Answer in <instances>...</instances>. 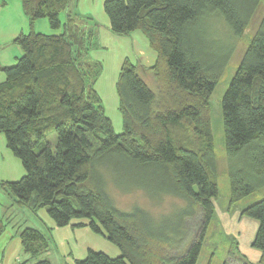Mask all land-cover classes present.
I'll list each match as a JSON object with an SVG mask.
<instances>
[{"label": "trees", "instance_id": "16d2710c", "mask_svg": "<svg viewBox=\"0 0 264 264\" xmlns=\"http://www.w3.org/2000/svg\"><path fill=\"white\" fill-rule=\"evenodd\" d=\"M19 1L30 31L13 39L22 54L1 68L0 83V133L25 170L17 181H0L12 204L44 208L51 229L86 226L119 249L117 257L88 249L76 264H196L207 240L212 256L225 248L221 264H254L238 251L234 235L218 224L213 231L219 169L209 100L262 0H105L111 32L139 31L156 54L145 68L155 90L128 59L121 65L115 83L119 133L95 88L103 71L91 57L98 25L73 12L74 0ZM39 19L60 34L34 32ZM221 109L233 205L264 192V11ZM110 187L140 191L152 205L165 196L181 203L158 214L138 204L124 210ZM240 215L258 221L251 246L264 264V195ZM7 222L0 218V236ZM19 239L33 264H51L37 258L49 248L41 230L24 227Z\"/></svg>", "mask_w": 264, "mask_h": 264}, {"label": "rangeland", "instance_id": "374dc122", "mask_svg": "<svg viewBox=\"0 0 264 264\" xmlns=\"http://www.w3.org/2000/svg\"><path fill=\"white\" fill-rule=\"evenodd\" d=\"M103 11V8H101ZM264 11V0H262L261 8L251 21L249 27L240 38L237 43L234 54L229 61L222 77L216 84L213 92L210 96V122L211 131L213 136V149L215 154L216 163L219 169L218 174V203L219 205L226 206L229 204V180L226 172L227 159L224 150V132H223V118L221 101L222 96L228 87V84L234 75L236 68L240 62L242 52L246 48L250 41L254 28L257 25L258 20ZM104 12V11H103ZM106 16V15H105ZM135 32V31H134ZM132 33V32H131ZM220 30H217V34ZM145 41L148 43L147 39ZM109 42V41H108ZM113 46L114 42H113ZM116 47V46H115ZM97 50V49H96ZM152 50V49H150ZM153 51V50H152ZM120 49H100L98 51L91 52L92 58H97L103 64V71L98 78L95 88L100 94L103 105L105 108L106 115L112 122L113 129L116 133L122 131L121 116L117 110L118 97L115 90V83L117 80L118 65L122 61ZM129 56L135 60L133 51L129 52ZM141 78L148 84V86L155 90V82L153 76L143 75L139 71ZM48 141L53 147L56 143V137L54 133L47 135ZM11 153V152H9ZM5 156H0V159H4ZM11 158L16 161L20 171L15 175L19 177L21 170H23L18 158L11 153ZM0 161V176L2 174ZM109 192L115 202V204L124 210H128L132 205L138 204L144 208H148L153 211L154 214L159 212H167L172 208L175 203L180 204L181 200L170 196H165V199L159 205H152L148 202L146 196L138 191L133 193H122L117 191L115 188L110 187ZM264 195V192H256L245 199L236 203L232 210H222L219 205H215V220L213 223V231H216L217 224L226 233L232 234L238 230L241 232L240 247L242 252L246 253L250 260L254 259V255L251 250H257L251 246L252 240L254 239L258 222L252 218L246 217L245 222H238L233 215L236 208H244L247 205L259 200ZM151 201V200H150ZM12 200L0 190V212L4 220H8L5 232L0 237V264H14L15 261H22L27 258V255L23 252L19 232L24 227H33L41 230L49 238V248L45 253L40 254L37 258H47L51 264H76V260L83 259L86 256L87 250L91 249L94 251H100L107 254L110 257L119 256V249L109 242L104 236L99 233L93 232L89 227H74L66 225L62 227H51L54 226L53 221L49 218L44 208L39 209L37 212H33L24 206H16L12 204ZM230 206V205H229ZM221 212V213H220ZM224 214V215H223ZM166 217L167 214H164ZM165 217V218H166ZM77 220L73 219L72 222ZM250 244V246L248 245ZM223 248V249H222ZM219 247L217 251L211 255L213 248L211 241L207 240L203 243L199 257L196 264H221L222 258L225 253L224 247ZM30 264V263H27Z\"/></svg>", "mask_w": 264, "mask_h": 264}, {"label": "crops", "instance_id": "0c3cea01", "mask_svg": "<svg viewBox=\"0 0 264 264\" xmlns=\"http://www.w3.org/2000/svg\"><path fill=\"white\" fill-rule=\"evenodd\" d=\"M104 1L105 0H74L75 3L74 5H72L73 12L77 13L83 19H87V21L98 25L97 28L98 48L95 51H98L100 49H112V48L121 50L120 55L122 61L118 65L119 69L116 70L115 74L119 73V70L124 60L128 59L133 65L138 67V70L143 75H149V74L152 75V73L148 70H145V68H149L154 64L156 59V54L154 51L150 50L151 48L149 47L148 43L145 41L146 38L139 31H135L126 35H116L112 33L109 28V20L107 16H105L106 14L101 10V8H103ZM29 31H30L29 22L27 17L23 13L20 1L0 0V83H2L5 80V73L1 70V68L13 65L16 62V59L19 58L22 54L21 48L17 44L13 43V39L17 35L21 33L26 34ZM33 31L36 33L47 34V35L60 34V30H52L45 19L37 20L33 25ZM113 42L116 47L113 46ZM130 51H133L135 60H133L129 56ZM93 59H97V58L94 57ZM9 152L11 151L6 146L5 137L3 134L0 133V156L1 155L5 156L3 160L0 159L1 168H2L0 181H17L25 174V170L20 160L18 159L23 170H21V174L19 177L15 176L20 171V167H18L16 161H13V158H11V153ZM217 199H213L214 208L215 205L217 204L219 205ZM235 205L236 203L230 206L229 204H227L226 206H222V207L219 205V207L221 208V211L222 210L229 211L232 210ZM241 207L236 208L233 212V215L238 222L241 221L244 222V220L245 222H247L246 221L247 219H245L246 217L240 215V210L242 209ZM0 218H3L1 216V212H0ZM235 233L239 236L241 235V232L238 230L237 232L235 231L234 233H232V235H234L238 241V237ZM248 245L250 246V244ZM238 251L242 255H244L246 259L249 260L250 262L254 264H258L261 256L260 250L252 249L251 252L254 255V259L250 260L249 256L246 253L242 252L240 247V242L238 241ZM28 259L29 256L27 255V258H25L22 261L19 260L15 261L14 264H27V263L33 264V262ZM40 259H47V258H40Z\"/></svg>", "mask_w": 264, "mask_h": 264}]
</instances>
